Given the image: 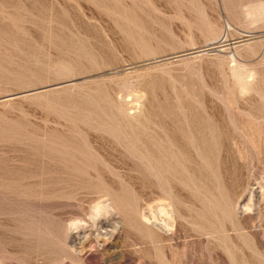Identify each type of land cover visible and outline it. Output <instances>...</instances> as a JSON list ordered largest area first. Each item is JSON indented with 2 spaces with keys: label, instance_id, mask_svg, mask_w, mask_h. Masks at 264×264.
Instances as JSON below:
<instances>
[{
  "label": "rangeland",
  "instance_id": "1",
  "mask_svg": "<svg viewBox=\"0 0 264 264\" xmlns=\"http://www.w3.org/2000/svg\"><path fill=\"white\" fill-rule=\"evenodd\" d=\"M0 9V264H264V0Z\"/></svg>",
  "mask_w": 264,
  "mask_h": 264
},
{
  "label": "bare ground",
  "instance_id": "2",
  "mask_svg": "<svg viewBox=\"0 0 264 264\" xmlns=\"http://www.w3.org/2000/svg\"><path fill=\"white\" fill-rule=\"evenodd\" d=\"M16 3V2H15ZM22 3V2H21ZM33 3V2H32ZM18 4V3H17ZM2 5V4H1ZM16 6V4L14 5V7ZM23 6H25L24 5V3H23V5H22V7ZM35 7V6H34ZM37 7V6H36ZM5 9V8H4ZM39 9V8H38ZM41 9V8H40ZM1 10V9H0ZM15 10H16V8H15ZM3 11V10H2ZM16 11H18V9L16 10ZM1 12V11H0ZM37 13V12H36ZM42 14V13H41ZM9 16H11V15H8V18H10ZM1 17H2V15H1ZM1 19V18H0ZM7 19V18H6ZM3 18H2V23H3ZM1 23V22H0ZM5 24H6V22H5ZM8 26V25H7ZM8 29H11V28H8ZM0 30H1V28H0ZM17 32V31H16ZM1 33V32H0ZM4 33V32H3ZM11 38V37H10ZM9 40V39H8ZM138 137V136H137ZM154 137V136H153ZM79 139V138H78ZM81 140H82V138H81ZM131 141V140H130ZM109 142V141H108ZM29 144V143H28ZM83 146V145H82ZM145 146V145H144ZM58 147V146H57ZM158 147V146H157ZM161 147V146H160ZM41 149V148H40ZM81 148H79V150H80ZM87 149H89V148H87ZM97 149V148H96ZM148 149H149V147H148ZM100 150V149H99ZM91 151V150H90ZM94 151V150H93ZM172 151V150H171ZM40 152V151H39ZM149 152V151H148ZM85 153V152H84ZM173 154V153H172ZM97 155V154H96ZM74 155L72 154V157H73ZM80 156V155H79ZM78 156V157H79ZM149 156V155H148ZM148 156H147V158H148ZM87 157V156H86ZM63 158V157H62ZM74 158V157H73ZM59 159V158H58ZM155 159V158H154ZM173 159V158H172ZM177 159V158H176ZM85 160V159H84ZM151 161V160H150ZM90 162V161H89ZM92 162V161H91ZM90 162V163H91ZM161 162V161H160ZM167 162V161H166ZM72 163V162H71ZM83 163V162H82ZM81 164V163H80ZM85 164H86V162H85ZM89 164V163H88ZM170 164V163H169ZM106 166V165H105ZM172 166V165H171ZM182 166V165H181ZM84 168V167H83ZM175 169V168H174ZM89 170V169H88ZM99 170V169H98ZM160 170V169H159ZM180 170V169H179ZM182 170V169H181ZM41 171V170H40ZM51 171V170H50ZM170 171H172L171 169H170ZM102 172V171H101ZM89 173V172H88ZM165 173V172H164ZM175 173V172H174ZM37 174V173H36ZM182 175V174H181ZM169 176V175H168ZM174 177V176H173ZM177 178V177H176ZM43 179V178H42ZM53 179V178H52ZM164 179V178H163ZM160 180V179H159ZM63 182V181H62ZM87 183V182H86ZM170 184V183H169ZM148 186V185H147ZM151 186V185H150ZM170 187H172V186H170ZM105 191V190H104Z\"/></svg>",
  "mask_w": 264,
  "mask_h": 264
}]
</instances>
